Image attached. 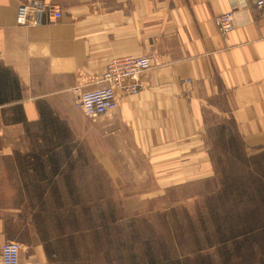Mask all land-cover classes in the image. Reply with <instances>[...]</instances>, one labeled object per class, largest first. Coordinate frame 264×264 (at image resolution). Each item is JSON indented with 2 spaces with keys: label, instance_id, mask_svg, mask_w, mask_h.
I'll use <instances>...</instances> for the list:
<instances>
[{
  "label": "crops",
  "instance_id": "0c3cea01",
  "mask_svg": "<svg viewBox=\"0 0 264 264\" xmlns=\"http://www.w3.org/2000/svg\"><path fill=\"white\" fill-rule=\"evenodd\" d=\"M27 1L0 0V264L9 240L22 244L24 262L102 263L99 249L88 261L82 248L65 243L73 232L57 237L49 217L25 220L23 209L37 206L27 194L34 191L27 172L67 175L68 161L95 153L104 160L107 151L121 150L107 148L110 138L116 145L131 137L151 155L197 147L195 171L180 173L210 176L202 147L207 98L222 99L227 108L210 107L234 121L247 146L264 151L260 0H53L60 19L19 25L18 8ZM234 7L237 26L223 35L214 17ZM122 55H149L158 64L141 76L139 93L121 95L113 113L93 121L77 104L80 93ZM80 125L87 134H75ZM35 159L49 162L48 171L26 168ZM59 161H66L60 170L51 166ZM28 231L32 241H22Z\"/></svg>",
  "mask_w": 264,
  "mask_h": 264
},
{
  "label": "rangeland",
  "instance_id": "374dc122",
  "mask_svg": "<svg viewBox=\"0 0 264 264\" xmlns=\"http://www.w3.org/2000/svg\"><path fill=\"white\" fill-rule=\"evenodd\" d=\"M207 100L202 147L210 176L180 173L195 171L197 147L151 155L131 137L116 145L110 138L107 148L121 150L104 160L95 153L68 161L59 177L27 172L37 206L23 209L25 220L49 217L57 237L73 232L65 243L88 261L99 253L104 264H264V151L247 146L232 119L210 107L227 108L222 99ZM76 131L87 134L81 125ZM27 167L44 173L50 165L35 159Z\"/></svg>",
  "mask_w": 264,
  "mask_h": 264
},
{
  "label": "built area",
  "instance_id": "2783aa9c",
  "mask_svg": "<svg viewBox=\"0 0 264 264\" xmlns=\"http://www.w3.org/2000/svg\"><path fill=\"white\" fill-rule=\"evenodd\" d=\"M264 0L258 1L262 6ZM237 8L218 14L214 22L221 34L226 35L237 26ZM63 13L53 0H28L19 6L17 23L36 25L42 18L58 20ZM42 17V18H41ZM158 64L149 55H122L112 58L103 73L93 79L92 89L81 91L78 105L93 121L113 113L119 106L121 95H133L140 92L141 76ZM22 244L19 241H6L1 249L3 264H34L21 259Z\"/></svg>",
  "mask_w": 264,
  "mask_h": 264
},
{
  "label": "trees",
  "instance_id": "16d2710c",
  "mask_svg": "<svg viewBox=\"0 0 264 264\" xmlns=\"http://www.w3.org/2000/svg\"><path fill=\"white\" fill-rule=\"evenodd\" d=\"M233 121V120H232ZM234 122V121H233ZM206 124V126H207V123H205ZM234 125H235V123H233ZM236 127V126H235ZM237 130V129H236Z\"/></svg>",
  "mask_w": 264,
  "mask_h": 264
}]
</instances>
